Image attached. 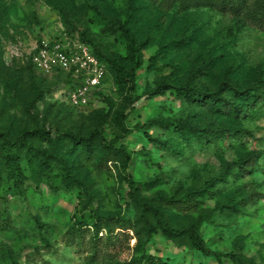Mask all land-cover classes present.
<instances>
[{
    "label": "rangeland",
    "instance_id": "1",
    "mask_svg": "<svg viewBox=\"0 0 264 264\" xmlns=\"http://www.w3.org/2000/svg\"><path fill=\"white\" fill-rule=\"evenodd\" d=\"M127 1L0 0V264H128L146 254L166 264H234L229 253L264 264V105L238 102L240 112L232 115L209 111L199 96L202 85L221 89L228 100L235 85L264 87V26L255 24L263 17L264 25L262 0H135L133 12ZM117 20L128 21L139 40L149 38L135 81L117 84L107 70L105 86L75 111L65 74L38 71L30 45L63 23L93 40L103 55H126ZM208 55L213 61L194 77L191 97L185 93L189 69ZM32 81L41 91L37 98ZM121 109L128 133L114 120ZM149 119L185 121L217 135L199 141L187 132L182 138L173 126L143 128ZM38 126L52 141L32 132ZM94 129L98 139L128 149L126 171L111 162L97 167L94 156L86 158L62 135ZM44 151L48 169L39 165ZM7 155L21 158L23 185L16 184V165ZM250 156L249 170L236 167ZM158 221L176 229L196 225L209 252L192 246L187 235L165 237ZM98 222L106 226L99 240L92 236Z\"/></svg>",
    "mask_w": 264,
    "mask_h": 264
},
{
    "label": "trees",
    "instance_id": "2",
    "mask_svg": "<svg viewBox=\"0 0 264 264\" xmlns=\"http://www.w3.org/2000/svg\"><path fill=\"white\" fill-rule=\"evenodd\" d=\"M135 0H128L127 1V10H130V12L134 11ZM177 1V0H173ZM262 8L264 9V0H262ZM264 12V11H263ZM263 15L260 14L259 16ZM259 19L255 22V24H258V27L262 28V22L260 21L263 19V17H258ZM63 24V23H62ZM64 25V24H63ZM66 31L68 33H75L74 29H68L64 25ZM115 30L118 32H121V35L126 40V55L117 54L114 57H108L106 55H103L102 52L99 50V47L94 43L93 40H90L89 38H86L84 36H79V38L90 45L94 51V54L99 58L100 61L104 62L107 65V70H110L114 77L117 84H124V83H134L135 81V72L137 69H139L142 65V51L144 50L145 46L148 44L149 38L139 40L137 38V33L135 30L131 28L128 21H122L117 20L114 23ZM181 42V41H180ZM213 61L211 56H205L201 58L200 60L193 63L189 69V74L187 76V79L185 81L186 87H185V93L191 97L194 96L192 84L193 79L197 74H201L203 70L207 69L210 65V63ZM63 74V73H59ZM67 81L69 82L70 79L68 76H66ZM223 84L226 87L231 86L229 81L223 82ZM32 92L34 97H38L40 95V88L36 84L35 81L31 82ZM159 89H163L166 87V84L164 81H161L158 84ZM231 91V99H225L222 95L221 89L218 90H211L205 85H202L200 89L199 96L202 98L200 101L203 102L204 106L212 112L216 111H222L228 114L237 115L239 114V104L242 106H245L246 108L257 106V104L264 105V87L260 86L259 83H253L248 86H240L235 85L234 87H230ZM239 102V104H238ZM75 110V109H74ZM76 111V110H75ZM124 110L121 109L120 111H116L114 113V120L117 122L118 126L123 132L128 133V129L124 126ZM151 126H159L161 128L168 129L169 127L173 126L176 134L178 137L185 138L187 132H189L193 137L199 138V141L201 140V136H204L206 139H214L215 133L214 131L210 129H204L198 125H192L189 122H178L176 124H168L163 123L161 121L155 120V119H149L146 123L142 124L143 128H149ZM32 132L39 137L42 140L46 141H52L51 134L49 131H47L44 127H37L35 130H32ZM243 133H247V131H241ZM218 134L224 135V131H219ZM62 135L65 137L64 139L70 143H72L73 147H78V150L81 152L82 155H84L86 158H91L94 156L96 158V166L101 167L103 165H106L111 162L113 164H119L120 168L123 171H126L128 163L131 160V154L128 151V149L123 145H117L114 142L106 141L105 139H98V133L94 129L90 131L87 134H82L79 131H76V133L71 132L70 130H65ZM25 135L22 134L21 138L23 137V140H26ZM148 138L155 144L161 146L162 148H165L167 150H172L174 148L172 142H168L165 140H161L156 137H152L151 135H147ZM24 145H27L28 143H23ZM202 144V143H201ZM96 146L100 149V154L96 153ZM31 150L28 148V152L25 155L26 161L31 162ZM41 156L39 160V165H41L43 168L48 169L50 166L49 157L47 156L46 152ZM6 161L10 164L14 163L16 165L15 171H17L16 177V184L23 185L24 182H26V178L24 177L22 171L20 170V163L21 158L19 156H13V155H7ZM252 161V156L246 157L244 160H239L238 165L236 167L246 171L249 170L248 166H250ZM65 183H68V179L65 178ZM130 186L133 189H136L138 187V183H135L132 179H129ZM190 199V198H189ZM188 199V200H189ZM157 202H165L162 197H157L155 199ZM184 201V200H183ZM182 200H171L170 202H174L175 204H178L179 202H183ZM143 210H148L149 205H146V203H142ZM109 218H106L104 220H108ZM101 219H99L100 221ZM103 220V219H102ZM106 224V223H105ZM106 228V226H102V223L98 222L93 227V233L92 236L96 238L97 240L100 239L99 233L101 232L102 228ZM158 229L160 232L167 238H177L181 236H188L189 242L192 246H195L197 249L208 253V249H206L200 239V234L198 229L196 228V225L190 226L186 229H176L171 228L167 223L163 221H158ZM107 232L112 235L114 232L113 229L108 228ZM144 242L139 241L137 244V247L143 252L144 251ZM97 250L95 251V256ZM213 256L216 258V260L220 261L221 254L213 253ZM228 258L232 260L234 264H246L243 261H241L238 257H236L234 254L229 253L226 254ZM141 261H144V264H166L156 256L146 254L141 255L140 257H134L130 263L128 264H141ZM127 264V263H123Z\"/></svg>",
    "mask_w": 264,
    "mask_h": 264
},
{
    "label": "built area",
    "instance_id": "3",
    "mask_svg": "<svg viewBox=\"0 0 264 264\" xmlns=\"http://www.w3.org/2000/svg\"><path fill=\"white\" fill-rule=\"evenodd\" d=\"M34 67L47 75L63 73L71 88L67 102L75 110L86 108L105 86L107 65L76 33H68L58 23L53 33L41 35L28 50Z\"/></svg>",
    "mask_w": 264,
    "mask_h": 264
}]
</instances>
